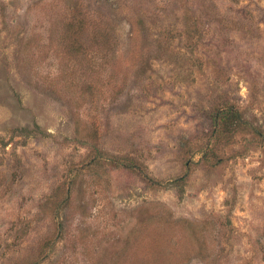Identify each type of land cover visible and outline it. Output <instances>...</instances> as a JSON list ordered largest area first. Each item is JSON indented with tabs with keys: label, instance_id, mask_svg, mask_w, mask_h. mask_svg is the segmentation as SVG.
Listing matches in <instances>:
<instances>
[{
	"label": "rangeland",
	"instance_id": "1",
	"mask_svg": "<svg viewBox=\"0 0 264 264\" xmlns=\"http://www.w3.org/2000/svg\"><path fill=\"white\" fill-rule=\"evenodd\" d=\"M0 264H264V0H0Z\"/></svg>",
	"mask_w": 264,
	"mask_h": 264
},
{
	"label": "trees",
	"instance_id": "2",
	"mask_svg": "<svg viewBox=\"0 0 264 264\" xmlns=\"http://www.w3.org/2000/svg\"><path fill=\"white\" fill-rule=\"evenodd\" d=\"M218 118L220 121L224 124H222V127H233L235 126L238 122H241L242 119L237 112V110L233 109H228V110H222V112L219 114ZM184 177H181L176 180V182L184 181Z\"/></svg>",
	"mask_w": 264,
	"mask_h": 264
}]
</instances>
